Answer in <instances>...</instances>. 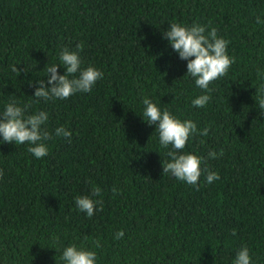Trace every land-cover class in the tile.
Segmentation results:
<instances>
[{
	"label": "trees",
	"instance_id": "16d2710c",
	"mask_svg": "<svg viewBox=\"0 0 264 264\" xmlns=\"http://www.w3.org/2000/svg\"><path fill=\"white\" fill-rule=\"evenodd\" d=\"M257 16L264 21V0H0V113L11 102L31 105L25 116L47 112L42 128L52 135L41 159L30 145L0 140V264H63L72 244L95 251L96 264H232L241 246L264 264V117L255 103L264 23ZM171 23L205 26V35L214 27L229 41L235 62L209 91L195 87L187 61L162 38ZM78 44L81 68L93 66L103 79L89 93L34 103L36 81L47 82L59 52ZM202 94L209 102L193 107ZM145 97L209 129L181 153L201 158L197 186L163 173L171 145L162 148L155 125L143 121ZM58 127L70 140L55 136ZM205 168L220 178L206 183ZM83 195L102 201L91 218L75 204ZM117 231L123 239H114Z\"/></svg>",
	"mask_w": 264,
	"mask_h": 264
},
{
	"label": "clouds",
	"instance_id": "9594fccd",
	"mask_svg": "<svg viewBox=\"0 0 264 264\" xmlns=\"http://www.w3.org/2000/svg\"><path fill=\"white\" fill-rule=\"evenodd\" d=\"M256 23H264L259 16ZM206 28L198 24L182 26L179 23H171L168 29L162 33V38L168 41L171 49L178 54L180 60L187 61L186 74L193 79L195 87L209 91V85L225 76L229 68L235 62L234 57L227 54L229 41L219 37L216 28H211L205 35ZM77 51L62 49L58 54L59 63L47 68V82L40 79L36 81V87L32 96L37 100L45 102L53 99L67 100L77 92L89 93L98 80L103 79L104 73L93 66L81 68V59L78 52L82 45H76ZM65 69L64 74H58V68ZM18 72L16 66L12 69ZM257 77L261 81L255 89V103L258 106V115L264 117V71L257 70ZM29 86L32 82L29 81ZM211 97L206 94L199 95L191 101L193 107L203 108ZM144 105L142 119L148 125H155L158 133L159 144L162 148L171 149L166 155L169 157L162 164L163 173L169 174L178 181L185 182L192 186H197L201 176V158L188 153H182L187 141L194 135L207 136L208 128L197 129V125L191 119L181 121L174 117L169 111H161L155 103L145 97L142 101ZM31 105L23 108L17 106L16 102L8 103L2 113H0V140L3 143L15 145H30L27 151L36 159H41L48 155V147L44 143L52 138V135L44 128L48 121V113L38 111L35 114L25 116L27 109ZM56 137H65L70 140L71 133L64 127L55 129ZM223 156V151L219 153L211 151L208 157L217 159ZM206 174V183L211 184L220 177L216 172H209L203 169ZM3 171L0 170V178ZM112 192L118 194V189L113 187ZM93 196L100 195V189L92 190ZM77 208L86 213L91 218L96 211L102 210V201L90 199L89 196L75 197ZM100 205L98 209L96 206ZM235 234V233H233ZM124 232L117 231L114 239H123ZM94 248L101 247L100 241H93ZM60 260L63 264H96L97 253L83 247L78 248L75 244L63 248ZM232 264H254L249 249L241 246L235 253Z\"/></svg>",
	"mask_w": 264,
	"mask_h": 264
}]
</instances>
